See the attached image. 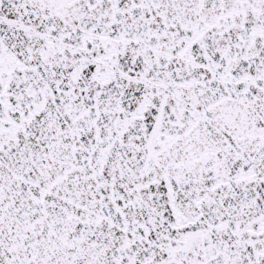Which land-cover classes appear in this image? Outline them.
Wrapping results in <instances>:
<instances>
[{"label": "snow or ice", "instance_id": "1", "mask_svg": "<svg viewBox=\"0 0 264 264\" xmlns=\"http://www.w3.org/2000/svg\"><path fill=\"white\" fill-rule=\"evenodd\" d=\"M0 264H264V0H0Z\"/></svg>", "mask_w": 264, "mask_h": 264}]
</instances>
